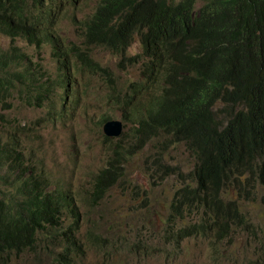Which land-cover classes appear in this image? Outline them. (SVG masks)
Here are the masks:
<instances>
[{
	"label": "trees",
	"instance_id": "trees-1",
	"mask_svg": "<svg viewBox=\"0 0 264 264\" xmlns=\"http://www.w3.org/2000/svg\"><path fill=\"white\" fill-rule=\"evenodd\" d=\"M78 1L0 0V34L49 43L56 66L55 77L18 45L0 46V110L12 109V99L33 107L48 101L50 118L57 120L66 114L58 101L72 97V103L88 105L86 97L102 81V101L130 114L134 145L119 146L77 193L51 188L46 163L27 157L17 131L7 139L0 135V264L24 253L30 264H40L43 256L46 264H81L90 252L98 264H115L122 252L133 256L142 242L123 235L103 237L93 230L81 242L79 203L98 207L125 178L121 159L131 161L155 140L163 149L184 144L194 159L187 174L167 169L158 177L153 165L161 166V154L144 161L153 185L154 178L171 175L178 181L161 242L180 249L195 237L229 246L244 230L249 248L242 264H264V215H245L229 196L235 190L264 214V0H97L88 19L69 15L81 46L63 40L56 28L64 6ZM136 41L141 51L127 57ZM92 47L118 57L122 71L140 65V77L123 85L120 75L94 60ZM108 120L102 117L100 126ZM114 225L135 231L132 222ZM138 253L147 255L146 244Z\"/></svg>",
	"mask_w": 264,
	"mask_h": 264
},
{
	"label": "rangeland",
	"instance_id": "rangeland-1",
	"mask_svg": "<svg viewBox=\"0 0 264 264\" xmlns=\"http://www.w3.org/2000/svg\"><path fill=\"white\" fill-rule=\"evenodd\" d=\"M96 4L97 0H80L74 6L68 4L66 8L64 7L63 15L57 20L56 26L63 40L82 45L83 39L69 15L74 13L72 16L75 19H88L95 12ZM11 45L21 47L34 58V61L40 62L44 69L56 77L55 61L49 43L39 46L28 43L23 38L13 40L5 34H0V46L8 48ZM140 51V43L136 41L128 50L127 57H132ZM90 53L103 67L120 75L123 85L126 84L128 77L133 80L140 77V65L122 71L117 67L120 59L103 47H92ZM77 78L81 79L80 76ZM101 85L102 81H99L91 95L86 97L88 105L83 101L74 104L71 102L72 97L67 102L58 101L60 105L64 104L66 114L57 120L50 118L52 105L48 101L42 107H33L23 104L18 99H12L14 102L12 109L0 110L4 115V119L0 118V135L7 139L14 131L19 133L27 157L31 156L46 163L43 172L47 175L51 188L58 185L79 193L78 186L83 184L87 188L92 175L105 166L107 159L115 157V151H118L119 146L131 149L134 145L133 127L126 116L130 114L119 106L102 101ZM104 116L122 121L125 127L124 134L109 135L110 140H106L101 134L103 126H100V120ZM159 141L148 143L131 161L121 159L126 179L114 186L98 207L92 208L84 203L80 205L83 216L80 230L77 232L78 239L82 242L86 232L94 229L103 237L116 238L123 235L129 242L141 241L146 244L148 250L146 256H140L136 252L133 256L125 255L122 252L121 259L115 264H242L243 256L249 248V245H246L247 234L244 230H239L235 234L229 246L226 243L212 245L195 237L183 240L180 249H173L169 244L164 245L161 242L164 230L170 226L166 220L167 202L178 188V181L175 175H171L161 181L154 178L156 184L153 185L149 177L150 171L146 170L144 161L148 156L155 157L161 154V166L153 165L158 177L160 172L167 169L187 174L194 169V159L184 144L172 143L163 149ZM133 191L139 194V198L134 197ZM229 196L231 200L238 202L245 215L252 213L258 220H263L264 214L255 203H243L235 190H231ZM133 213L141 217L139 227L142 235L137 229L134 233L122 226L115 229L114 223L121 221L125 224L135 223L130 220L134 216ZM173 232L175 233V230ZM251 239L253 241V235ZM248 257L246 255L245 258ZM30 258V254L24 253L13 256L10 262L30 264ZM97 261L96 254L90 252L88 258L83 259L81 264H98ZM245 263L244 260L243 264ZM40 264H46L44 256Z\"/></svg>",
	"mask_w": 264,
	"mask_h": 264
},
{
	"label": "clouds",
	"instance_id": "clouds-1",
	"mask_svg": "<svg viewBox=\"0 0 264 264\" xmlns=\"http://www.w3.org/2000/svg\"><path fill=\"white\" fill-rule=\"evenodd\" d=\"M201 6V3L200 4H198V8ZM64 7H66V5L64 6ZM64 9V8H63ZM62 12H63V10H62ZM63 14V13H62ZM27 41V40H26ZM28 42V41H27ZM109 117V120L107 121V123L106 124H108V123H111V122H119L120 124H121V132L119 133V134H124V130H125V127H124V123L122 122V121H120V120H116V119H113L112 117H110V116H108ZM103 128H104V126H103ZM103 132H104V130H103ZM110 135H115L113 132H108ZM105 134V133H104ZM107 135V134H106ZM108 137H109V135H107ZM133 137V136H132ZM109 139H110V137H109ZM137 155H139V154H137ZM136 155V156H137ZM135 156V157H136ZM134 158V157H133ZM56 187H62V186H56ZM65 188V187H64ZM106 197V196H105ZM105 197H104V199H105ZM103 199V200H104ZM82 203H79V208H80V205H81ZM95 208V207H94ZM80 211H81V208H80ZM82 213V212H81ZM139 214V213H138ZM83 216V215H82ZM130 220H132V221H134L135 222V231L134 232H136V229L139 231V234L140 235H142V232H141V229H140V227H139V225H140V222H141V217H140V215H138L137 217H134L133 218V216L130 218ZM94 229H90L89 231H93ZM88 231V232H89ZM133 232V233H134ZM100 234V233H99ZM112 238V237H111ZM141 245H142V247L138 250V251H136V253H138L139 251H141L142 249H143V246L145 245V243L144 242H142L141 243ZM171 247H172V244H169ZM245 264H248V263H245Z\"/></svg>",
	"mask_w": 264,
	"mask_h": 264
},
{
	"label": "water",
	"instance_id": "water-1",
	"mask_svg": "<svg viewBox=\"0 0 264 264\" xmlns=\"http://www.w3.org/2000/svg\"><path fill=\"white\" fill-rule=\"evenodd\" d=\"M121 124L119 122H111L104 125V133L110 135L108 132H113L115 135H118L121 132Z\"/></svg>",
	"mask_w": 264,
	"mask_h": 264
},
{
	"label": "bare ground",
	"instance_id": "bare-ground-1",
	"mask_svg": "<svg viewBox=\"0 0 264 264\" xmlns=\"http://www.w3.org/2000/svg\"><path fill=\"white\" fill-rule=\"evenodd\" d=\"M125 176H126V175H125ZM125 179H126V178H125ZM125 181H126V180H125ZM113 182H114V181H113ZM119 182H120V181H119ZM111 183H112V182H111ZM117 183H118V182H117ZM108 184H109V183H108ZM120 184H121V183H120ZM122 184H123V183H122ZM122 184H121V185H122ZM109 185H111V184H109ZM105 188H106V187H105ZM119 188H120V187H119ZM102 194H103V193H102ZM100 196H101V195H100ZM99 199H100V198H99ZM84 210H85V209H84ZM84 210H83V211H84ZM86 210H87V209H86ZM74 229H75V228H74ZM87 236H88V235H87ZM87 240H88V239H87Z\"/></svg>",
	"mask_w": 264,
	"mask_h": 264
}]
</instances>
